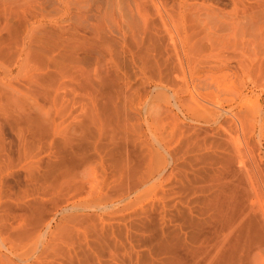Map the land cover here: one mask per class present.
<instances>
[{
  "label": "rangeland",
  "instance_id": "1",
  "mask_svg": "<svg viewBox=\"0 0 264 264\" xmlns=\"http://www.w3.org/2000/svg\"><path fill=\"white\" fill-rule=\"evenodd\" d=\"M0 264H264V0H0Z\"/></svg>",
  "mask_w": 264,
  "mask_h": 264
}]
</instances>
